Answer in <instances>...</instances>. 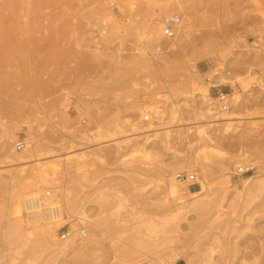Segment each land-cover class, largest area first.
Masks as SVG:
<instances>
[{"label": "rangeland", "instance_id": "374dc122", "mask_svg": "<svg viewBox=\"0 0 264 264\" xmlns=\"http://www.w3.org/2000/svg\"><path fill=\"white\" fill-rule=\"evenodd\" d=\"M262 35L264 0H0V131L14 150L32 121L42 157L0 167V264H264V52L248 43ZM208 70L229 71L230 112L207 98ZM240 160L255 169L235 174ZM168 169L196 175L178 199ZM37 182L36 207L46 189L72 203L30 237L14 210Z\"/></svg>", "mask_w": 264, "mask_h": 264}, {"label": "bare ground", "instance_id": "6f19581e", "mask_svg": "<svg viewBox=\"0 0 264 264\" xmlns=\"http://www.w3.org/2000/svg\"><path fill=\"white\" fill-rule=\"evenodd\" d=\"M182 26V25H181ZM164 30V29H163ZM167 47H168V50H167V52H171V51H173V47H174V44H168V45H166ZM254 49H256V50H258L259 51V49H257V48H254ZM160 51H161V49H160ZM253 52V51H252ZM160 53H164V52H160ZM251 55V54H250ZM160 59L162 58V56H158ZM250 57V56H249ZM252 59H256V60H260V61H263V59H262V57L260 56V55H258L257 54V52L256 53H254L253 54V56H252ZM254 62H256V61H254ZM241 63H242V61H241ZM206 72H209L210 73V71L208 70V71H206ZM205 72V73H206ZM212 72V71H211ZM243 82V81H242ZM193 83V82H192ZM198 85V84H197ZM199 86V85H198ZM198 88H200V87H198ZM202 94V96H203V93H201ZM233 94V93H232ZM206 95H208V94H206ZM208 99H209V96L207 97ZM238 99V98H237ZM237 101V100H236ZM210 103V102H209ZM232 105V104H231ZM235 107H236V104H235ZM208 109H211V108H209L208 107ZM207 109V110H208ZM230 109V108H229ZM178 110V109H177ZM234 110H237V109H234ZM174 111V110H173ZM209 111V110H208ZM231 110H227V112H230ZM175 113V112H174ZM221 113H226V111H221ZM175 117V116H174ZM176 118V117H175ZM233 117L232 116H229V117H221L220 119H224V120H228V119H232ZM96 121V120H95ZM210 121V120H209ZM115 122V121H114ZM96 124H97V128H96V130L93 132V135L95 136V137H99V138H103L102 136H103V132L104 131H107L106 129H108V130H110L108 127H107V125H106V123L104 122V121H96ZM111 125V124H110ZM120 126L121 125H118V124H116V127L117 128H120ZM115 127V128H116ZM31 128V127H30ZM30 128H28L27 130H26V132L30 129ZM106 128V129H105ZM124 130V129H123ZM201 130V129H200ZM148 131V130H147ZM202 132V131H201ZM29 133H31V135H32V140H33V142L35 143V145H34V148L32 147V150H30V146H31V141H30V139L28 138V136H27V139H28V141H29V145L27 146V148L26 149H24V150H20V151H16L15 150V148H14V144H13V148H14V150H12V148H11V145L9 144V142L12 140V135L14 134V129H13V132L12 131H4L3 132V134H2V130L0 131V141H1V143H0V167H5V166H11V165H16V164H23V163H25V162H28V159L30 158V157H32L33 155L34 156H36V159H41L40 157H38L40 154H41V152H40V150H41V144H40V142H39V139L37 138V136L35 135V133H33V132H31V131H29ZM121 133V132H120ZM113 134H115V133H112V136H113ZM130 135V134H129ZM132 135H134L133 133H132ZM125 136V135H124ZM98 139V138H97ZM96 139V140H97ZM117 139V138H116ZM114 140V139H113ZM129 140V139H128ZM14 142V141H13ZM104 142V141H103ZM129 145H131V144H129ZM10 147V148H9ZM70 147H72V146H70ZM43 149V148H42ZM71 151V150H70ZM68 153H70V152H68ZM252 154V153H251ZM52 156H53V154H51ZM247 155H249V153L248 154H246V156ZM57 156V155H56ZM82 156V155H81ZM245 155H244V157H243V159L242 160H249V159H247V157H246ZM85 157H86V155H85ZM75 158V157H74ZM79 158V157H78ZM77 158V159H78ZM82 158H84V157H82ZM242 158V156H240V158L239 159H241ZM35 159V160H36ZM46 159V158H45ZM73 159V158H72ZM81 161H83V160H81ZM75 162H79V159L78 160H76ZM190 162H192V163H195L196 162V159L195 158H192V159H190ZM51 163V162H50ZM57 163V162H56ZM80 163V162H79ZM78 163V164H79ZM188 163V162H187ZM237 163H241V160L239 161V162H237ZM236 163V164H237ZM54 165H55V168H56V166H57V164H55L54 163ZM50 166H52L53 167V164L51 163V165ZM52 167H50V168H52ZM184 166H181V165H177V168H183ZM59 168V167H58ZM78 168V167H77ZM57 169V168H56ZM56 169H55V171H56ZM47 170V169H46ZM54 171V172H55ZM178 171H180V170H178ZM182 171V170H181ZM183 171H186V170H183ZM204 171H205V169H204ZM177 172V171H176ZM176 172L175 173H173L172 172V170H170V169H168L167 170V176L169 177V182L168 183H166V186H165V191H166V193L168 194V196H171L172 198H174V199H178L180 196H181V192H180V188H179V186L177 185V182L179 183L180 181L176 178ZM49 173V172H48ZM43 174V173H42ZM41 175V174H40ZM250 176H252V175H250ZM255 176V175H254ZM0 177L2 178V173H0ZM168 177H167V179H168ZM57 179V178H56ZM53 180H55V179H53V176H49V175H47V174H44V175H41L40 176V178L38 179V182L39 183H41L42 185H44V184H48V183H51L52 184V181ZM164 180V179H163ZM252 180V177L250 178V177H248V178H245V179H243V180H241V183H243L244 185L245 184H247L248 182H250ZM33 183L29 188H28V186H27V188H28V191H27V193L25 194V197L22 199V201L20 202V208H19V210H14V212H15V214H17V216H18V212H21L22 211V208L26 211V209H28L27 211V215H26V220H27V222H28V224L30 225H33V226H30L31 228H27L26 229V231H27V234L31 237V236H46V235H50L52 232V229L47 225L49 222L51 223V221L54 219V221H52V223L53 222H57V221H59L60 219L62 220V214H61V212H57V215H56V218H53V219H51V220H49V221H41V222H37V223H32V222H30L29 221V219H28V213L31 211V210H34V209H36V208H39L40 206H41V204H42V198H41V204L38 206V207H36L37 205H36V199H35V189H37V187H39L38 186V184L39 183ZM54 183V182H53ZM180 183H182V182H180ZM164 187V186H163ZM183 187V186H182ZM26 188V189H27ZM65 189V188H64ZM50 190V189H49ZM68 190V189H67ZM204 190V184H201V191H203ZM25 191V192H26ZM51 191V190H50ZM182 191V190H181ZM188 191L190 192V193H192V194H195V195H198L200 192H191L189 189H188ZM187 191V192H188ZM62 193V192H61ZM69 194H70V192H69ZM42 196H43V194H42ZM51 198L49 199V202L51 203V205H52V207H54L53 206V203H55L56 204V206H58V207H61V208H67L69 205H71V203H72V199H71V196L69 195H66L65 193H64V195H62V198L61 199H55V197H53L52 196V193H51ZM182 199V198H181ZM183 200V199H182ZM182 200H178L179 201V203H181V202H183ZM19 205V204H18ZM19 207V206H18ZM20 209H21V211H20ZM54 209V208H53ZM68 211V210H67ZM20 214V213H19ZM16 216V215H15ZM23 223V222H22ZM59 223V222H58ZM57 223V224H58ZM18 224V226L15 228V230H14V232L15 231H17L18 232V229H20V228H22V226L21 225H19V223H17ZM27 224V225H28ZM59 225H60V223H59ZM85 228V227H84ZM86 229V228H85ZM23 233V232H22ZM97 233H98V231H96L95 232V235H90L89 237H88V239L86 240V245H85V247H87V246H89V247H91L90 245H93V243L96 241L95 239H96V237H97ZM12 234V233H11ZM87 234V233H86ZM14 237V236H13ZM70 238H72V237H70ZM69 238V239H70ZM79 238V237H78ZM51 240V239H50ZM74 248V247H73ZM89 249V248H88ZM144 264H146V263H144ZM165 264H169L168 262H165ZM173 264H175V262L173 263Z\"/></svg>", "mask_w": 264, "mask_h": 264}, {"label": "built area", "instance_id": "2783aa9c", "mask_svg": "<svg viewBox=\"0 0 264 264\" xmlns=\"http://www.w3.org/2000/svg\"><path fill=\"white\" fill-rule=\"evenodd\" d=\"M174 19L177 20L178 16H175ZM126 21H129V19L127 18ZM163 29V34L167 38H173L175 36V30L173 29L172 25H165ZM101 32L106 33L107 28L103 27ZM248 43L252 48H257L264 52V35H262L261 37H251ZM228 74L229 71H224L222 74H220L219 71H212L210 73L206 72L202 74V82L207 88V94L214 101V104L218 111H227L230 108L231 96L228 92L225 91V84L220 81V75L226 76ZM151 117L152 114L149 110L144 111V113L141 115V119L144 122L151 120ZM86 122L87 119L85 118L81 120V122L79 123L80 125H78L77 128V134H80L83 131L82 126H84ZM31 124L32 121L22 123L23 131L17 134L13 142L16 151L24 150L29 145L27 135L24 131H26L31 126ZM254 169L255 165L251 163H237L234 168V173L246 174L252 172ZM176 178L184 184H191L195 182L196 175L193 172L180 170L176 172ZM50 195L51 191L49 189H46L42 196L41 206L39 208L31 210L28 213V219L30 222L37 223L41 221H49L54 218V209L49 202V199L51 198ZM59 229H61V238L63 239H69L70 237H73L75 233H77V236L79 238H82L87 233L84 227L78 230H74L70 227L62 226Z\"/></svg>", "mask_w": 264, "mask_h": 264}]
</instances>
